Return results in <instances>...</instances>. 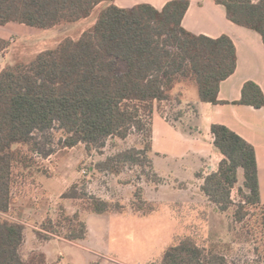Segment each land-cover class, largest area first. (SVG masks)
<instances>
[{
  "label": "trees",
  "instance_id": "1",
  "mask_svg": "<svg viewBox=\"0 0 264 264\" xmlns=\"http://www.w3.org/2000/svg\"><path fill=\"white\" fill-rule=\"evenodd\" d=\"M114 1L0 0V26L14 23L39 30L85 20L97 6L109 3L78 39L66 38L30 61L8 64L0 71V264H50L44 253L24 258L28 227L11 218L16 184L34 179L39 161L80 144L88 153L103 154L109 140L138 134L142 147L107 156L95 168L120 175L129 164L151 166L156 103L182 104L191 89L199 101L219 104L220 85L236 70L237 51L230 37L214 39L183 27L188 0H171L161 10L146 4L120 8ZM215 1L225 7L230 21L258 32L264 42V0ZM8 46L9 41L0 37V53ZM238 103L261 109L264 94L248 82ZM211 132L224 159L217 172L199 175L202 193L221 212L236 207L237 223L246 220L248 207L261 210L263 222L257 233L264 237L254 146L223 125H212ZM76 188L73 185L62 197L82 199ZM235 188L238 203L232 198ZM88 209L105 215L123 206L91 197ZM60 216L56 222L48 218L36 230L38 237L70 242L87 238V223L78 212ZM152 264L231 263L221 243L207 247L187 236Z\"/></svg>",
  "mask_w": 264,
  "mask_h": 264
},
{
  "label": "rangeland",
  "instance_id": "2",
  "mask_svg": "<svg viewBox=\"0 0 264 264\" xmlns=\"http://www.w3.org/2000/svg\"><path fill=\"white\" fill-rule=\"evenodd\" d=\"M106 6L97 7L85 20L48 30L14 23L0 26V37L9 41L0 55V65L5 60L9 64L28 62L66 38L78 39ZM164 103L167 118L189 130L188 122L183 123L181 118L192 110L190 104ZM142 139L132 134L125 140H109L103 154L88 153L83 144L59 150L49 161H39L40 172L35 173L34 179L17 182L11 213L23 212L28 224L22 248L24 258L30 260L44 253L50 264H152L161 261L170 245L193 236L207 247L221 243L231 264H264V237L257 233L262 227V211L248 207L246 220L235 222L236 207L221 212L202 193L203 181L187 168L179 166L172 173L157 169L152 155L151 166L129 164L120 175L96 170L95 165L107 156L142 147ZM76 184L82 199H64L62 195ZM91 197L118 203L123 209L105 215L92 213L88 209ZM232 198L236 203L240 201L237 188ZM77 212L88 226L85 240H45L36 234L48 218L56 222L62 213L73 216Z\"/></svg>",
  "mask_w": 264,
  "mask_h": 264
},
{
  "label": "crops",
  "instance_id": "3",
  "mask_svg": "<svg viewBox=\"0 0 264 264\" xmlns=\"http://www.w3.org/2000/svg\"><path fill=\"white\" fill-rule=\"evenodd\" d=\"M169 1L171 0H115L114 4L120 8L146 4L161 10ZM188 1L190 5L182 22L183 27L196 35L214 39L223 35L230 37L237 51V67L220 85L219 104L199 101L197 92L191 89L185 92L183 102L194 106L191 108L193 111H188L181 118L183 123L188 122L189 130H184L176 122L168 120L164 102L156 103L152 116L153 163L157 169H165L170 173L176 172V167H185L199 181H203L199 175L205 177L211 172H217L224 159L214 146L211 127L215 124L226 126L255 148L261 200L264 204V107L257 109L238 103L248 82L258 85L264 94L262 36L230 21L225 7L217 4L215 0ZM102 5L109 3L99 6ZM5 62L0 65V71L9 64L8 61ZM50 159L51 157L45 161ZM14 208L15 204L11 211ZM23 215V212L20 215L11 213V218L25 223Z\"/></svg>",
  "mask_w": 264,
  "mask_h": 264
}]
</instances>
